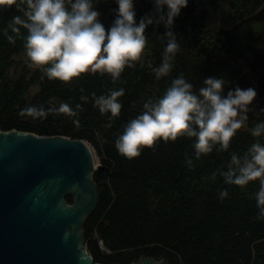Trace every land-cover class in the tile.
Segmentation results:
<instances>
[{"label": "trees", "instance_id": "obj_1", "mask_svg": "<svg viewBox=\"0 0 264 264\" xmlns=\"http://www.w3.org/2000/svg\"><path fill=\"white\" fill-rule=\"evenodd\" d=\"M263 6L264 0H189L174 21L181 48L169 76L157 80L152 71L161 63L166 43L161 37L164 27L152 25L146 29L148 44L141 59L135 67H125L117 81L108 74L84 73L70 83L49 80L42 68L29 66L23 40L11 44L3 31L16 13L0 11V130L82 139L96 152L102 167L93 175L99 201L84 225L85 246L94 262L130 264L152 257L169 264H264V219H257L256 201L250 195L258 190V181L241 190L226 185L219 175L215 181L208 179L224 168L231 152L242 153L256 139L248 130H237L228 151L193 157L192 168L185 163L186 154H193L187 137L158 142L132 160L114 146L123 126L142 112L145 100L162 95L180 73L197 88L209 76H223L229 81L225 94L236 86L254 87L257 96L247 124L250 128L264 121V82L222 35V30ZM116 7L114 0L97 5L106 29ZM152 9V0L135 4L137 21ZM119 88L125 90L118 98L122 108L106 127L110 114L93 106L90 93ZM81 95H89V100L81 101ZM62 102L73 108L81 104L78 116L51 111L46 118L33 119L19 114L29 105L57 109ZM223 188L228 195L221 199Z\"/></svg>", "mask_w": 264, "mask_h": 264}, {"label": "clouds", "instance_id": "obj_2", "mask_svg": "<svg viewBox=\"0 0 264 264\" xmlns=\"http://www.w3.org/2000/svg\"><path fill=\"white\" fill-rule=\"evenodd\" d=\"M102 0H0V11L13 10L7 27L3 30L7 40L15 44L23 40L30 67L42 68L49 80L70 83L84 73L110 75L117 81L125 67H135L148 44L146 29L163 26L165 47L161 63L152 69L155 78L167 77L174 68L176 54L181 45L174 31V21L189 0H152L153 9L138 21L136 0H114V20L106 29L100 20L97 5ZM9 29L12 34H8ZM229 81L223 76H209L200 86L183 73L171 79L170 85L158 97H149L143 110L123 126L115 140L117 152L132 160L145 148L151 149L158 142H174L178 137L192 140L193 154H186L188 168L194 167L193 157L228 151L237 130L246 129L256 138L242 153L231 152L223 169L211 173L226 185L239 186L244 190L250 182L258 181L259 188L252 195L258 210L257 219H264V121L248 127V112L257 96L254 87L236 86L225 94ZM83 91V89H81ZM124 88L112 89L108 94L90 93L93 106L101 114H110L111 120L119 116ZM87 102L89 95H81ZM81 104L73 108L62 102L57 109L29 105L20 115L46 118L51 111L77 117ZM75 123H79L78 120ZM228 189L219 192L221 199Z\"/></svg>", "mask_w": 264, "mask_h": 264}, {"label": "water", "instance_id": "obj_3", "mask_svg": "<svg viewBox=\"0 0 264 264\" xmlns=\"http://www.w3.org/2000/svg\"><path fill=\"white\" fill-rule=\"evenodd\" d=\"M222 35L264 82V9ZM100 169L82 139L0 130V264H100L84 235L99 201L93 175Z\"/></svg>", "mask_w": 264, "mask_h": 264}, {"label": "rangeland", "instance_id": "obj_4", "mask_svg": "<svg viewBox=\"0 0 264 264\" xmlns=\"http://www.w3.org/2000/svg\"><path fill=\"white\" fill-rule=\"evenodd\" d=\"M147 0H136V5H138V4H141V3H143V2H146ZM263 9H264V6H263ZM11 73H14L12 70L10 71ZM90 146V145H89ZM90 150H91V153H92V156H93V159H94V162L96 163V164H100V160H99V158H98V156H97V154H96V152L90 147Z\"/></svg>", "mask_w": 264, "mask_h": 264}, {"label": "flooded vegetation", "instance_id": "obj_5", "mask_svg": "<svg viewBox=\"0 0 264 264\" xmlns=\"http://www.w3.org/2000/svg\"><path fill=\"white\" fill-rule=\"evenodd\" d=\"M263 9V8H262Z\"/></svg>", "mask_w": 264, "mask_h": 264}]
</instances>
